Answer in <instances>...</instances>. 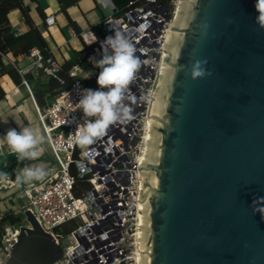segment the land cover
I'll use <instances>...</instances> for the list:
<instances>
[{
	"label": "water",
	"instance_id": "obj_1",
	"mask_svg": "<svg viewBox=\"0 0 264 264\" xmlns=\"http://www.w3.org/2000/svg\"><path fill=\"white\" fill-rule=\"evenodd\" d=\"M253 4L181 2L139 168L138 264H264L253 211L264 197V29ZM16 161L0 146V171ZM23 217L0 264L58 261L61 241Z\"/></svg>",
	"mask_w": 264,
	"mask_h": 264
},
{
	"label": "built area",
	"instance_id": "obj_2",
	"mask_svg": "<svg viewBox=\"0 0 264 264\" xmlns=\"http://www.w3.org/2000/svg\"><path fill=\"white\" fill-rule=\"evenodd\" d=\"M175 4L173 0L172 8L165 12L156 0H128L121 15L110 14L102 20L105 28L118 29L133 42L141 67L126 93L129 116L110 125L93 144L76 143V133L84 122L77 99L80 88L98 87L97 69L89 57L99 58L100 44L85 51L84 60L68 69L71 82L66 89L47 103L33 101L55 165L42 180L22 188L25 206L19 214L23 217L24 210H28L44 232L60 240L64 248L61 258L69 264H137L140 159L146 143L150 101ZM25 57L24 66L11 63L29 94L23 75L36 73L38 68H43L44 75L63 83L58 77L60 64L52 56L43 57L37 48H31ZM85 79H90L93 87L87 86ZM71 164L76 176L88 175L89 187L79 195L74 193L75 175L69 171ZM14 185V179L0 176V192ZM71 221L74 225L64 232L63 225ZM3 230L11 238L4 246L2 231L0 241L7 252L18 226H5ZM73 258L77 259L76 263Z\"/></svg>",
	"mask_w": 264,
	"mask_h": 264
},
{
	"label": "clouds",
	"instance_id": "obj_3",
	"mask_svg": "<svg viewBox=\"0 0 264 264\" xmlns=\"http://www.w3.org/2000/svg\"><path fill=\"white\" fill-rule=\"evenodd\" d=\"M256 15L254 23L264 29V0H254ZM89 61L96 71L97 88H80L77 107L84 122L76 133V143L91 145L95 139L104 135L106 129L129 116L130 107L125 103L129 85L134 80L141 61L136 54L133 42L120 30L114 29L100 41V56H90ZM87 78V77H85ZM43 137L37 135L30 125L10 127L0 134V146L14 153L17 160H36L42 154ZM46 170L39 166L23 167L18 183L40 181ZM264 197H257L253 203L254 212L264 219Z\"/></svg>",
	"mask_w": 264,
	"mask_h": 264
},
{
	"label": "crops",
	"instance_id": "obj_4",
	"mask_svg": "<svg viewBox=\"0 0 264 264\" xmlns=\"http://www.w3.org/2000/svg\"><path fill=\"white\" fill-rule=\"evenodd\" d=\"M67 1L69 0L23 1L33 24L46 39L51 56L59 64L72 57L83 47V43L92 42L95 38L91 31L92 26L102 24V20L113 12L110 0H75L73 3H67ZM61 6L64 10H61ZM37 8L44 13L43 18L39 15ZM7 19L17 33L28 29V24L18 9L10 10L7 13ZM69 20L78 28V33L69 24ZM8 62L11 65V62H14L17 66H24L27 59L25 53H22L10 56ZM0 86L4 92L0 99V134L10 127L30 125L34 130L37 126L40 127L33 108L34 99L31 91L29 94L22 84L13 83L7 74L0 76ZM18 115L23 119L22 124L16 119Z\"/></svg>",
	"mask_w": 264,
	"mask_h": 264
},
{
	"label": "trees",
	"instance_id": "obj_5",
	"mask_svg": "<svg viewBox=\"0 0 264 264\" xmlns=\"http://www.w3.org/2000/svg\"><path fill=\"white\" fill-rule=\"evenodd\" d=\"M23 1L24 0H0V76L7 74L15 84H22L21 76L18 74L16 68L8 62L10 56L26 53L31 48H37L43 57L51 56L46 39L41 35L38 27L33 24L28 15L27 9L23 5ZM74 1L75 0H69L67 3H73ZM110 1L113 7L112 15H121L125 11L128 0ZM156 2L166 9H171L173 0H156ZM12 9H18L25 22L28 24V29L22 33H17L8 22L7 13ZM61 10H64V7L61 6ZM38 12L41 18H43L44 13L42 10H40V8L38 9ZM69 24L72 25L75 29V32L78 33V28L75 26V24L70 20ZM91 31L95 37L94 41L89 44L83 43V47L80 51L75 52L72 57L60 63L58 77L63 80V83H60L55 77L44 74L38 76L36 73L28 72L23 75V78L26 80L29 86L33 99L37 104L47 103L60 91L66 89L71 82V78L67 74L68 69L73 64L82 62L84 60L85 51L100 44V41L103 40L106 35L111 34L113 30L107 29L99 23L92 26ZM85 84L89 87H93V82L90 79H85ZM3 94V89L0 86V99L3 97ZM47 159L54 162V159L50 153ZM18 161L1 170L0 175L10 177L14 179L15 182H17L13 171L14 168L18 166ZM69 171L71 174L75 175L72 164L69 167ZM87 176L88 175L78 177L75 175L74 193L76 195L81 194L84 189L89 187V184L86 180ZM22 219L23 217L21 214L16 213L11 209L3 211L0 216V237L3 227H17L21 224ZM73 225L74 222H68L63 225L62 230L65 232ZM52 264L69 263L64 258H60L58 261Z\"/></svg>",
	"mask_w": 264,
	"mask_h": 264
},
{
	"label": "rangeland",
	"instance_id": "obj_6",
	"mask_svg": "<svg viewBox=\"0 0 264 264\" xmlns=\"http://www.w3.org/2000/svg\"><path fill=\"white\" fill-rule=\"evenodd\" d=\"M82 49V47L78 50L80 51ZM87 68H91L89 66H87ZM34 112V111H33ZM16 119L18 120V122L20 124H22V117L21 116H17ZM35 133L41 137H43V143L41 145L43 151H42V155H40L39 158H37L36 160H24V161H18V166L16 168L15 171V176L17 179V176L20 175L21 170L23 167H41L44 168L46 170V174L51 170V168L53 167V165H55V163L52 160H48L47 157L49 156V150L44 138V135L42 133V130L40 127L37 126V129L35 130ZM32 182H36V181H32ZM28 183H18L15 182V185L12 188L9 189H3L0 192V216L2 214L3 211L5 210H13L16 213H19L20 210H22L24 208V204H25V199L22 196L21 190L24 186H26ZM24 220L22 219L21 224H24ZM3 242H4V246H7L8 243L11 242V238H10V234L9 232H5L3 230ZM7 252L4 250L3 246L1 245L0 247V262L3 261V259L6 257Z\"/></svg>",
	"mask_w": 264,
	"mask_h": 264
},
{
	"label": "bare ground",
	"instance_id": "obj_7",
	"mask_svg": "<svg viewBox=\"0 0 264 264\" xmlns=\"http://www.w3.org/2000/svg\"><path fill=\"white\" fill-rule=\"evenodd\" d=\"M181 2H182V0H176V4H175V7H174V15H173V18L171 19V22H170L169 27H168V33H167V36H166V39H165V43H164V53H163V57H162V60L160 62V66H159L158 81H157L156 87L153 90L151 101H150L149 113L151 114V116H152V113H153V109H154V105H155V101H156V96H157V92H158V88H159V84H160V79H161V75H162V70H163V65H164V60H165V54H166V47H167V42H168V37H169V32H170V27H171V25H172L176 15H177V13H178V10L180 8ZM151 118L147 119V128L148 129H147V136H146L145 142H147V137H148V132H149V126H150ZM145 147H146V143H145ZM144 152H145V148H144ZM143 157H144V153L141 156L140 165H142V163H143ZM139 178H140L139 179L140 180V182H139V195H140V193H141V170H139ZM139 214H140V227H139V234H138V238H137V247H136L137 264H138V259H139V245H140L141 200H139Z\"/></svg>",
	"mask_w": 264,
	"mask_h": 264
}]
</instances>
